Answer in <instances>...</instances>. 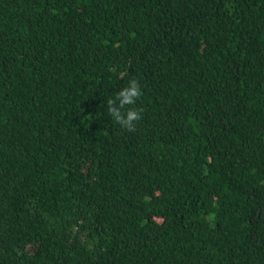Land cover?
<instances>
[{
  "label": "trees",
  "instance_id": "16d2710c",
  "mask_svg": "<svg viewBox=\"0 0 264 264\" xmlns=\"http://www.w3.org/2000/svg\"><path fill=\"white\" fill-rule=\"evenodd\" d=\"M0 264H264V0H0Z\"/></svg>",
  "mask_w": 264,
  "mask_h": 264
},
{
  "label": "clouds",
  "instance_id": "9594fccd",
  "mask_svg": "<svg viewBox=\"0 0 264 264\" xmlns=\"http://www.w3.org/2000/svg\"><path fill=\"white\" fill-rule=\"evenodd\" d=\"M141 86L135 79L129 80L127 86L106 101L107 111L115 122L127 131H135L136 122L141 117L142 109L137 110L136 101L141 97Z\"/></svg>",
  "mask_w": 264,
  "mask_h": 264
}]
</instances>
